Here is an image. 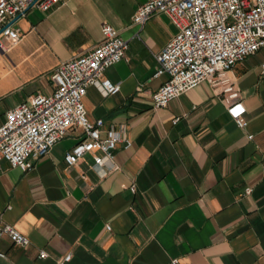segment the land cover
I'll use <instances>...</instances> for the list:
<instances>
[{
	"label": "crops",
	"instance_id": "0c3cea01",
	"mask_svg": "<svg viewBox=\"0 0 264 264\" xmlns=\"http://www.w3.org/2000/svg\"><path fill=\"white\" fill-rule=\"evenodd\" d=\"M145 1L67 0L14 21L21 39L0 50V125L32 95L50 94L56 66L99 44L109 24L128 41L125 58L104 72L120 89L89 86L83 103L89 121L103 120L102 136L124 125L130 145L117 144L104 174L92 153L65 162L79 128L27 171L1 160L2 217L29 244L0 237V264H56L68 253L61 264H264V47L227 72L244 128L208 82L155 109L151 95L167 76H153V55L177 29L160 12L133 23Z\"/></svg>",
	"mask_w": 264,
	"mask_h": 264
},
{
	"label": "built area",
	"instance_id": "2783aa9c",
	"mask_svg": "<svg viewBox=\"0 0 264 264\" xmlns=\"http://www.w3.org/2000/svg\"><path fill=\"white\" fill-rule=\"evenodd\" d=\"M65 1L0 0V50L7 51L21 39L14 22L9 24L13 18L24 15L30 7L48 11ZM155 12L165 14L177 31L153 55L157 64L153 76H167L151 95L153 107L164 108L173 98L208 82L218 89L236 125L244 128L245 107L240 102L239 89L227 72L264 47V0H146L137 7L132 21L142 27ZM101 34L100 43L87 53L56 66L51 74L54 90L50 94L36 93L27 102L7 111L0 125V161L27 171L68 130L79 128L82 137L65 155V162L71 166L83 155L92 153L93 167L104 174L103 168L112 162L117 144L130 145L124 125L109 127L102 136L103 120L89 121L84 107L87 87L97 86L107 95L120 89L104 72L125 58L128 41L109 24L101 26ZM261 73H264V63ZM244 192L249 194L251 188L247 187ZM2 236L21 247L29 244L25 235L4 221L0 210ZM38 256L43 259L47 253L40 250ZM70 257L68 253L56 264L69 261ZM3 258L5 254L0 252V259Z\"/></svg>",
	"mask_w": 264,
	"mask_h": 264
},
{
	"label": "water",
	"instance_id": "95a60500",
	"mask_svg": "<svg viewBox=\"0 0 264 264\" xmlns=\"http://www.w3.org/2000/svg\"><path fill=\"white\" fill-rule=\"evenodd\" d=\"M19 17H20V16H16L15 18H13V19L10 21L9 24H11V23H13L14 21H16ZM9 24H8V25H9Z\"/></svg>",
	"mask_w": 264,
	"mask_h": 264
}]
</instances>
